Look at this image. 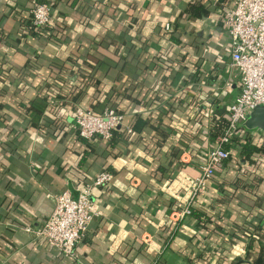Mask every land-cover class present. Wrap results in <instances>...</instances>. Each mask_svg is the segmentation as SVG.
Segmentation results:
<instances>
[{
	"label": "crops",
	"instance_id": "obj_1",
	"mask_svg": "<svg viewBox=\"0 0 264 264\" xmlns=\"http://www.w3.org/2000/svg\"><path fill=\"white\" fill-rule=\"evenodd\" d=\"M39 1L54 3L48 35L34 32L30 0H0V264H264V130L248 129L262 150L252 163L226 161L195 198L209 221L181 213L182 179L212 142L197 98L226 113L238 93L229 0ZM112 105L124 121L109 141L71 128L76 106ZM102 170L113 178L92 191L77 258L35 243L24 224L41 226L58 193Z\"/></svg>",
	"mask_w": 264,
	"mask_h": 264
},
{
	"label": "built area",
	"instance_id": "obj_2",
	"mask_svg": "<svg viewBox=\"0 0 264 264\" xmlns=\"http://www.w3.org/2000/svg\"><path fill=\"white\" fill-rule=\"evenodd\" d=\"M28 11L31 26L37 32H45L50 25L51 6L47 2L30 0ZM223 23L229 38L228 66L238 81V93L226 110L227 124L223 133L200 151L197 161L199 175L182 179L187 186L186 202L181 211L183 215H190V207L195 203V198L204 192L215 172L226 161L239 157L240 149L254 136L247 132L244 122L255 107L264 106V0H229L223 12ZM163 29L169 33L172 26L166 23ZM197 102L195 105L204 106L213 118L214 110L219 106L216 103H205L203 98H197ZM123 121L124 114L115 107H106L98 113L90 108L76 106L70 126L79 137L86 140L100 138L109 141ZM170 126L180 132L184 129L175 119ZM256 131L259 134L261 132L260 129ZM127 132H131V129L127 128ZM183 161L188 162L186 159ZM112 178L110 171L102 170L88 180L85 179L76 196L68 189L63 190L55 196L53 209L41 226L24 224L23 229L32 235L35 243L44 244L64 258L76 259L77 244L89 229L95 213L92 191L107 186ZM180 178L177 174L172 181Z\"/></svg>",
	"mask_w": 264,
	"mask_h": 264
},
{
	"label": "trees",
	"instance_id": "obj_3",
	"mask_svg": "<svg viewBox=\"0 0 264 264\" xmlns=\"http://www.w3.org/2000/svg\"><path fill=\"white\" fill-rule=\"evenodd\" d=\"M45 2H47L51 6V11L53 12L54 11V3L52 1H45ZM202 9H203L202 6L193 5L192 4V5H189L186 8V12L188 14H190V13L192 14L193 13L194 15L199 16L201 14V12H203ZM53 28H54V23L52 21H50V25H49V27L46 28L45 32H43V33L41 32L40 33V32H37V30H35V29H34L35 30L34 32H36L37 35H42V34H47V33L50 34V32H52ZM171 33H173V30L171 31ZM160 59L163 61V60H165L167 58L164 57V56H161ZM108 107H114V106L112 105V106H108ZM201 109H203V108L200 107V111H201ZM226 124H227L226 113L221 111L219 107L216 108L214 110V116L212 118V126H211V129H210V138L212 140H214L219 135H221L223 133L225 127H226ZM247 132H249V131L247 130ZM189 146L191 147L192 144L188 143L186 147H189ZM260 153H262L261 147L253 145V144H250L249 142H246V144H244L243 147L240 149L239 155L243 156L244 160L247 161L248 164H250V163L253 162L251 160L250 156L251 155H257V154H260ZM1 168H2V164L0 162V169ZM190 215H192L193 217L199 219L202 222L209 221V216L205 212H203L202 210H199L197 208H194V207H190ZM166 245H168V240L165 241V246Z\"/></svg>",
	"mask_w": 264,
	"mask_h": 264
},
{
	"label": "water",
	"instance_id": "obj_4",
	"mask_svg": "<svg viewBox=\"0 0 264 264\" xmlns=\"http://www.w3.org/2000/svg\"><path fill=\"white\" fill-rule=\"evenodd\" d=\"M244 126L246 129L259 128L264 130V106L255 107L244 122Z\"/></svg>",
	"mask_w": 264,
	"mask_h": 264
}]
</instances>
